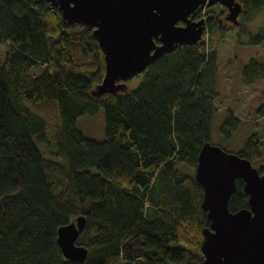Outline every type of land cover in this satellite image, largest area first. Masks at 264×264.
<instances>
[{
    "label": "trees",
    "instance_id": "trees-1",
    "mask_svg": "<svg viewBox=\"0 0 264 264\" xmlns=\"http://www.w3.org/2000/svg\"><path fill=\"white\" fill-rule=\"evenodd\" d=\"M237 1L240 25L206 10L201 42L164 54L134 78V89L93 98L104 60L92 30L67 26L43 1L0 0V264H78L57 242L58 229L77 217L85 218L76 241L88 252L83 264H202L209 222L194 170L220 95L217 50L206 38L232 33L249 46L264 43V25L253 34L244 28L264 0ZM36 66L43 71L29 74ZM263 79L264 61L250 57L241 83ZM100 111L104 139L94 141L77 120ZM257 114L264 117V105ZM240 128L229 113L219 133L227 142ZM235 153L260 162L259 134ZM236 185L231 212L248 208L242 181Z\"/></svg>",
    "mask_w": 264,
    "mask_h": 264
},
{
    "label": "water",
    "instance_id": "water-1",
    "mask_svg": "<svg viewBox=\"0 0 264 264\" xmlns=\"http://www.w3.org/2000/svg\"><path fill=\"white\" fill-rule=\"evenodd\" d=\"M46 1L67 26L92 30L104 60L102 80L89 92L93 98L128 91L129 82L164 54L201 42L206 24L199 12L219 5L225 21L238 26L243 10L237 0ZM194 178L203 190L201 209L209 222L202 229V264H264V174L236 153L207 142L199 151ZM237 180L243 183L248 208L231 212ZM84 226L85 218L77 217L57 231L68 261L83 264L87 259V250L76 245Z\"/></svg>",
    "mask_w": 264,
    "mask_h": 264
},
{
    "label": "rangeland",
    "instance_id": "rangeland-1",
    "mask_svg": "<svg viewBox=\"0 0 264 264\" xmlns=\"http://www.w3.org/2000/svg\"><path fill=\"white\" fill-rule=\"evenodd\" d=\"M209 8L216 14L225 12L219 5ZM206 12V9H205ZM204 18V17H203ZM226 25L231 26L226 22ZM264 25V7L259 12L247 18L244 24L248 34L255 33ZM206 41L217 50L218 62L216 70V87L219 98L215 102V114L212 123L211 143L220 146L223 150L235 153L244 144L245 139L251 133H257L262 143V160L254 164L255 168L263 167L264 170V117L258 116L257 109L264 105V80L256 84L253 89L241 84L242 70L250 57L264 61V43L262 46H249L246 44L247 36L237 39L229 33L224 39L219 34H212ZM6 48L0 45V66L5 59ZM42 66L30 69L29 74L39 75L43 71ZM139 83L138 79L129 82V89H134ZM233 114L241 122V128L230 141H224L219 133L220 125L227 114ZM77 126L83 135L94 141L104 139V116L100 111L95 116H84L77 120ZM42 156L47 161H57L47 155L42 147H38Z\"/></svg>",
    "mask_w": 264,
    "mask_h": 264
},
{
    "label": "flooded vegetation",
    "instance_id": "flooded-vegetation-1",
    "mask_svg": "<svg viewBox=\"0 0 264 264\" xmlns=\"http://www.w3.org/2000/svg\"><path fill=\"white\" fill-rule=\"evenodd\" d=\"M36 1H43V2H46V3H48L51 7H53L52 5H51V3H50V1H46V0H36ZM214 7H217V6H214ZM53 8H55V7H53ZM223 8V7H222ZM56 9V8H55ZM57 10V9H56ZM206 10H208V9H206ZM200 13V12H199ZM204 13H205V10H204ZM199 17V16H198ZM197 17V18H198ZM200 17H201V15H200ZM199 17V18H200ZM224 20H225V14H224ZM180 25H182L181 23H179Z\"/></svg>",
    "mask_w": 264,
    "mask_h": 264
},
{
    "label": "crops",
    "instance_id": "crops-1",
    "mask_svg": "<svg viewBox=\"0 0 264 264\" xmlns=\"http://www.w3.org/2000/svg\"><path fill=\"white\" fill-rule=\"evenodd\" d=\"M264 80V79H263ZM262 81V80H261ZM261 81H259V82H261ZM259 82H256L255 84H253V85H245V84H243V83H241V84H243V85H245V86H248V87H250V88H254V87H256V84L257 83H259ZM264 93V92H263Z\"/></svg>",
    "mask_w": 264,
    "mask_h": 264
},
{
    "label": "bare ground",
    "instance_id": "bare-ground-1",
    "mask_svg": "<svg viewBox=\"0 0 264 264\" xmlns=\"http://www.w3.org/2000/svg\"><path fill=\"white\" fill-rule=\"evenodd\" d=\"M203 17H204V14H203ZM203 17H202V18H203Z\"/></svg>",
    "mask_w": 264,
    "mask_h": 264
}]
</instances>
